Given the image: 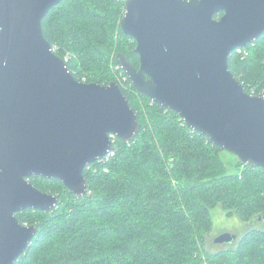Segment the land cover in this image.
<instances>
[{
    "label": "water",
    "instance_id": "1",
    "mask_svg": "<svg viewBox=\"0 0 264 264\" xmlns=\"http://www.w3.org/2000/svg\"><path fill=\"white\" fill-rule=\"evenodd\" d=\"M62 1L0 0V264H16L38 233L16 214L59 207L31 177L80 199L86 167L114 150V138L130 143L141 130L117 82L77 80L46 40L43 21ZM120 27L140 67L119 57V68L140 94L264 169V98L229 70L231 53L264 34V0H126ZM236 240L223 233L214 243Z\"/></svg>",
    "mask_w": 264,
    "mask_h": 264
},
{
    "label": "trees",
    "instance_id": "2",
    "mask_svg": "<svg viewBox=\"0 0 264 264\" xmlns=\"http://www.w3.org/2000/svg\"><path fill=\"white\" fill-rule=\"evenodd\" d=\"M125 7L126 0H63L44 19L46 40L77 80L116 82L119 57L139 69L136 42L120 27ZM229 70L248 93L264 94V34L231 53ZM125 86L139 134L130 143L116 139L110 160L86 167L89 192L80 199L57 180L29 179L59 195L60 204L16 214L38 227L16 264H264V169L213 145L130 80ZM224 153L236 158L234 172ZM218 208L262 226L250 225L228 248L211 249L206 237Z\"/></svg>",
    "mask_w": 264,
    "mask_h": 264
},
{
    "label": "rangeland",
    "instance_id": "3",
    "mask_svg": "<svg viewBox=\"0 0 264 264\" xmlns=\"http://www.w3.org/2000/svg\"><path fill=\"white\" fill-rule=\"evenodd\" d=\"M223 158H224L225 162L227 163L229 171L234 172V165L236 163V158L234 156H232L231 154H228V153H224ZM57 196H59V195H57ZM59 198H60V196H59ZM34 225H36V224H34ZM250 225H253L256 227H261L262 222L261 221L260 222L254 221L252 224H245V223L241 222L238 217L226 216V214L223 212V210L218 208L214 211L213 228H212L211 232L208 234V236L206 237L207 245L211 249H219V247H217V246H220L222 248H228V246H225L226 244H224V245L215 244L214 240L223 233L234 234L240 240L242 238V236L248 231ZM234 243L235 242H233V244Z\"/></svg>",
    "mask_w": 264,
    "mask_h": 264
},
{
    "label": "built area",
    "instance_id": "4",
    "mask_svg": "<svg viewBox=\"0 0 264 264\" xmlns=\"http://www.w3.org/2000/svg\"><path fill=\"white\" fill-rule=\"evenodd\" d=\"M117 69H119V67H118ZM128 81H129V79H128V78L126 77V75L122 72V73L120 74V76L117 77V81H116V82L118 83L119 86L124 87V88L126 89L125 83L128 82ZM250 94H252V95H256L254 92H252V93H250ZM256 96H261V97L264 98V94H259V95H256ZM114 139H115V141H116V138H114ZM113 151H114V150H113ZM113 151H111L107 156H105V157H103V158H106V161L110 160V158L114 156Z\"/></svg>",
    "mask_w": 264,
    "mask_h": 264
}]
</instances>
